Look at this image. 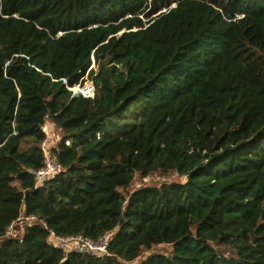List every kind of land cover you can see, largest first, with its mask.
Segmentation results:
<instances>
[{"label":"trees","instance_id":"trees-1","mask_svg":"<svg viewBox=\"0 0 264 264\" xmlns=\"http://www.w3.org/2000/svg\"><path fill=\"white\" fill-rule=\"evenodd\" d=\"M47 124L63 173L37 187ZM163 245L139 264H264V0H0V264Z\"/></svg>","mask_w":264,"mask_h":264},{"label":"built area","instance_id":"built-area-1","mask_svg":"<svg viewBox=\"0 0 264 264\" xmlns=\"http://www.w3.org/2000/svg\"><path fill=\"white\" fill-rule=\"evenodd\" d=\"M70 91H77L81 93L86 98H94L96 95V86L93 82H85L84 84H79L74 87H68ZM46 139L42 144V151L45 157V163L41 169L34 173L35 183L37 187H43L44 184L56 178L61 173H63V167L57 158L53 155V148L61 140V135L57 133L53 127L51 128L49 124L45 126ZM68 145L69 141L66 142ZM37 217L34 215L23 216L21 215L17 222L8 228L7 234H12L14 232V225L18 224L22 227L26 223H34ZM113 233H107L99 240L94 241L92 239L86 238L82 235L71 236V237H59L55 232H51L52 242L55 246L61 247L65 251L77 252L81 254H90L93 257H104L108 255V250Z\"/></svg>","mask_w":264,"mask_h":264},{"label":"rangeland","instance_id":"rangeland-1","mask_svg":"<svg viewBox=\"0 0 264 264\" xmlns=\"http://www.w3.org/2000/svg\"><path fill=\"white\" fill-rule=\"evenodd\" d=\"M174 6L175 5H173V7ZM92 67H95L94 63H93ZM85 82H91V80L87 77ZM184 178L185 177H180L178 175H171L166 180L161 178V177H153L152 180H151V183H152V185L159 187L162 184H164L166 182H169V181H177V180L184 181L185 180ZM136 185L137 184L131 185L129 191L133 192V190L135 189ZM169 251H170V246H168V245L158 246V247H155L153 250H151L149 252H145V254L142 257H139L136 261H134V262H124V264H139L140 262H142L145 258H147L150 255H153L155 253H166L167 254V253H169Z\"/></svg>","mask_w":264,"mask_h":264},{"label":"crops","instance_id":"crops-1","mask_svg":"<svg viewBox=\"0 0 264 264\" xmlns=\"http://www.w3.org/2000/svg\"><path fill=\"white\" fill-rule=\"evenodd\" d=\"M50 125V124H49ZM50 127L52 128V126L50 125Z\"/></svg>","mask_w":264,"mask_h":264}]
</instances>
